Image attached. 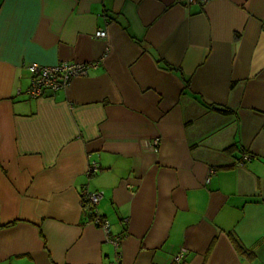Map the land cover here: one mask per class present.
Here are the masks:
<instances>
[{
	"label": "crops",
	"instance_id": "obj_1",
	"mask_svg": "<svg viewBox=\"0 0 264 264\" xmlns=\"http://www.w3.org/2000/svg\"><path fill=\"white\" fill-rule=\"evenodd\" d=\"M93 60L25 94L28 63ZM83 187L103 191L117 247ZM181 248V264H264V0H0V264H175Z\"/></svg>",
	"mask_w": 264,
	"mask_h": 264
},
{
	"label": "built area",
	"instance_id": "obj_2",
	"mask_svg": "<svg viewBox=\"0 0 264 264\" xmlns=\"http://www.w3.org/2000/svg\"><path fill=\"white\" fill-rule=\"evenodd\" d=\"M184 5L193 3H199L203 5L207 0H178ZM96 37H105L106 31L98 29L95 31ZM98 61H86V62H69L62 61L54 65H44L36 62L28 63L25 67L29 73V85L25 90V94L29 98H38L44 96L46 93H54L58 90L65 89L70 82L79 77H84L88 74V71L95 69L98 65ZM18 94L20 91L17 92ZM159 144V139L153 140L152 146L155 148ZM249 158L248 154H244L239 160L238 164H243L245 160ZM97 171V166L92 164L88 167L86 173L88 175ZM210 172H213L211 170ZM207 181L209 179L207 178ZM103 196L102 190L91 191L87 187H83L80 191V199L82 208L91 212V222L102 228L106 234V239L110 241L114 247H117L121 236H111L109 234V224L96 210V205L99 203ZM186 255V250L181 248L176 254H174L172 261L175 264H181Z\"/></svg>",
	"mask_w": 264,
	"mask_h": 264
},
{
	"label": "trees",
	"instance_id": "obj_3",
	"mask_svg": "<svg viewBox=\"0 0 264 264\" xmlns=\"http://www.w3.org/2000/svg\"><path fill=\"white\" fill-rule=\"evenodd\" d=\"M221 111H224L225 112V111H228V110L225 109V110H221Z\"/></svg>",
	"mask_w": 264,
	"mask_h": 264
}]
</instances>
